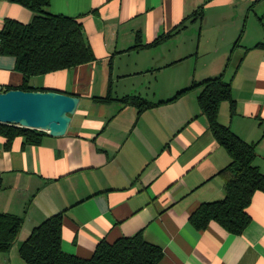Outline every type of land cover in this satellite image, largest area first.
Segmentation results:
<instances>
[{
  "label": "crops",
  "instance_id": "0c3cea01",
  "mask_svg": "<svg viewBox=\"0 0 264 264\" xmlns=\"http://www.w3.org/2000/svg\"><path fill=\"white\" fill-rule=\"evenodd\" d=\"M199 11L202 18L175 32ZM47 12L82 23L95 61L29 82L33 91L80 99L65 136L43 132L38 145L17 137L9 149L0 136V214L24 221L0 264H25L22 242L61 213L62 250L81 259L102 242L140 234L162 251L160 264H264V193L254 195L242 235L214 222L198 231L189 221L201 204L224 198L218 174L231 162L198 106L202 89L160 105L194 84L230 82L235 112L222 103L219 121L257 144L264 174V0H50ZM33 17L0 1V32L7 19ZM15 64L0 55L1 90L22 86ZM108 95L156 106L138 114L94 101Z\"/></svg>",
  "mask_w": 264,
  "mask_h": 264
},
{
  "label": "trees",
  "instance_id": "16d2710c",
  "mask_svg": "<svg viewBox=\"0 0 264 264\" xmlns=\"http://www.w3.org/2000/svg\"><path fill=\"white\" fill-rule=\"evenodd\" d=\"M0 1L20 5L34 15L29 24L7 19L0 32V55L14 58L16 71L23 76L22 86L14 90L32 92L29 82L34 77L71 70L95 61L82 23L48 13L50 0ZM197 15L202 18L203 12L199 11L184 19L175 32L185 29L187 22H195ZM166 38H159L152 47L160 45ZM136 41L139 43L138 38ZM256 47L261 48L263 44ZM194 89H202L197 99L198 106L209 131L217 144L227 151L231 162L218 174L225 180L224 198L201 204L189 221L198 231H204L214 222L230 235L239 236L251 223L248 208L254 195L257 192L264 193V174L255 165L257 144L244 142L228 126L220 123L222 103L228 102L232 114L235 112L231 83L222 77L194 84L160 105L174 102ZM10 90L13 89H0L4 93ZM94 101L99 104L119 101L125 106L136 108L138 114L156 106L137 97L118 100L108 95L95 98ZM43 135L42 131L0 124V136L6 139V149L17 137L38 145ZM62 220V213L48 218L22 242L19 254L25 264H160L163 259L162 251L146 243L140 234L120 238L112 244L102 242L90 259L66 254L62 250ZM23 222L20 217L0 214V254H7L17 243Z\"/></svg>",
  "mask_w": 264,
  "mask_h": 264
},
{
  "label": "water",
  "instance_id": "95a60500",
  "mask_svg": "<svg viewBox=\"0 0 264 264\" xmlns=\"http://www.w3.org/2000/svg\"><path fill=\"white\" fill-rule=\"evenodd\" d=\"M80 99L57 91H0V124L65 136Z\"/></svg>",
  "mask_w": 264,
  "mask_h": 264
},
{
  "label": "rangeland",
  "instance_id": "374dc122",
  "mask_svg": "<svg viewBox=\"0 0 264 264\" xmlns=\"http://www.w3.org/2000/svg\"><path fill=\"white\" fill-rule=\"evenodd\" d=\"M222 106V105H221Z\"/></svg>",
  "mask_w": 264,
  "mask_h": 264
}]
</instances>
